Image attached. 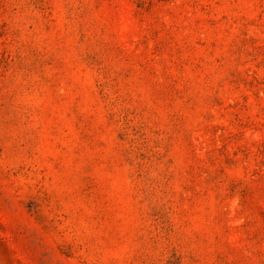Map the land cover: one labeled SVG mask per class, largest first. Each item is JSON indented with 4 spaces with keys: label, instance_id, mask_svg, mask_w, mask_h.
<instances>
[{
    "label": "rangeland",
    "instance_id": "rangeland-1",
    "mask_svg": "<svg viewBox=\"0 0 264 264\" xmlns=\"http://www.w3.org/2000/svg\"><path fill=\"white\" fill-rule=\"evenodd\" d=\"M0 264H264V0H0Z\"/></svg>",
    "mask_w": 264,
    "mask_h": 264
}]
</instances>
